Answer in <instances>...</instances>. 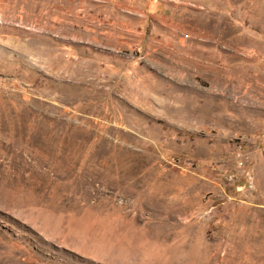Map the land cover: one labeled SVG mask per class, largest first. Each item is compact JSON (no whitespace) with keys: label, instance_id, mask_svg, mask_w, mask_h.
I'll use <instances>...</instances> for the list:
<instances>
[{"label":"rangeland","instance_id":"374dc122","mask_svg":"<svg viewBox=\"0 0 264 264\" xmlns=\"http://www.w3.org/2000/svg\"><path fill=\"white\" fill-rule=\"evenodd\" d=\"M0 264H264V0H0Z\"/></svg>","mask_w":264,"mask_h":264}]
</instances>
